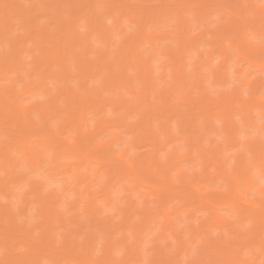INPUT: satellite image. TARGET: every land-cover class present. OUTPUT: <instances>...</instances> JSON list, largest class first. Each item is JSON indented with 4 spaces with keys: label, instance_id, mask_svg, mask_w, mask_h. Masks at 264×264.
Segmentation results:
<instances>
[{
    "label": "bare ground",
    "instance_id": "6f19581e",
    "mask_svg": "<svg viewBox=\"0 0 264 264\" xmlns=\"http://www.w3.org/2000/svg\"><path fill=\"white\" fill-rule=\"evenodd\" d=\"M8 1H10V3H15L16 0L15 2L13 0H6V3H4L5 0H0V14H2V16L0 15V23L4 28H2L3 30L1 29L2 32L0 31V36L3 40H6V43L9 45L8 48H10L7 55L0 56V67L2 69L0 70V79H3L4 76L6 77L10 69L12 70V67H16L20 70L25 68L26 64L22 62L21 54L23 55V52L29 47V43L26 46V41L32 36L31 39L33 40L34 38V40L37 41L38 50L41 51V55H38L41 57L38 60L37 56V64L35 67L40 66L39 68H41V62L42 64L44 61L47 63L51 59V56H56V60L59 62L57 65L60 64V68H57L60 71L56 73L58 78L59 75L62 74V79H64L67 84L70 83L69 81L72 77L71 73L67 71L69 70L67 68L71 59H75V61L80 64L79 68L84 70V72H82L83 79L80 78L83 81L81 82L82 84L87 85V82L90 79H86V77L88 78L92 76L93 78V75H96L99 72L100 76L101 74L103 75V77L101 76L103 78L102 83L106 86L101 90L109 88L114 89L115 91V89L120 86L127 87L131 90L130 88L132 87H130V81L133 77L128 73L129 71L127 72V68H132L134 65L133 67L137 68V72L139 73L136 75L144 82H142L144 85L142 84L143 88L140 90V94L142 93L141 102L144 103L142 105L144 107L143 110H138V112H140V120L139 124L135 126L129 124L124 118H115L116 120L110 119L113 117L105 118L104 115L106 114H104L105 112H102V110L111 102L115 103L116 101L113 100L114 98H111L112 100H107L108 97L107 99H104L103 97L99 99L101 91L98 90L100 88L94 90L92 88L93 86L91 87L89 84L86 87L87 95H85L84 98H81L80 104L77 103L79 106L77 105L78 107L75 108V105L69 104L68 106L66 104L65 108L67 109L65 110H67V113L64 114H60L63 113L60 111V107H62V104L64 103L61 99L62 95H60V93L63 94L64 91H60L56 94L51 93L48 107L41 105L38 101H35L33 104L24 105V103H22L23 101H18L21 98L20 94L22 92L18 91L19 89H16L15 85H13L14 83L12 86H9V83L5 84L6 86L3 85V83L0 84V135L2 132H6L8 135L7 138L0 143V182H2L0 185L9 187L11 184H19L20 182H25V180L26 182L27 180L29 182L32 181L29 176H26L28 178L22 176L21 169L19 167L17 168L18 163L13 162L14 159L11 155V149L15 144L20 147V153L27 161V165L29 166L28 169H30L31 172L35 171L37 168L39 169V167H41V169L43 168L42 150L38 147H34L35 145L33 144V146H31L30 142L33 140L37 142L36 145L39 143V145L43 147V150L45 149V152L46 150L47 152H51L50 157L48 158L50 159L52 166L47 170L45 169L48 177L56 178L59 175H65L68 180V188L79 186V197H82L77 201L72 200L71 198H65V200H63L58 193L54 192L52 194H47L39 192L38 183L37 185L34 184V194L36 197L33 196L34 199L32 197V200L39 202L42 205V209H44L43 213L45 221L43 224V235L46 236V240L50 247H46V250L44 248L41 249L37 244V246L30 245V247H32L28 248L25 254H20L18 252L19 254H17V256L15 255L16 257H8L5 255V257L0 259V264H39L40 258L43 256H49V259L55 264H87V262L93 261L94 255L92 254L91 248L98 237L97 232L94 230L89 232L86 231V236L84 232V236L87 237V243L85 242L86 245L84 246L85 248L83 252H79L78 249L80 248L77 247L78 243L76 242V238L83 233L84 228L83 221L80 222V218L83 216L89 217L88 219L91 224L93 221H96L95 224L99 226V229L105 231L106 236L108 235L107 242L105 243L107 264H115L112 253L115 249L114 246H117L115 245L116 242L119 240L113 238L114 231L122 234V232L124 233L127 227H129L133 235L134 243L132 244L127 242L126 236L122 238L124 247H127L129 251L126 259L120 264H128L132 259L138 257L140 253H143L145 249H143L145 242L144 238L150 231L156 229L153 223L157 222H160L162 227L159 230V236L155 239L157 240L156 249L152 251V262L150 261L149 264H173L172 262L174 258L181 253L186 254V250H188L189 245L192 244L199 246L198 252L199 257L201 256L199 258L200 261H221L226 262V264L227 262H251L257 260L260 262L261 259L259 260V258H264V214H262L260 210L259 193L261 187H258L257 182L261 175L264 177V123L261 122L260 124L254 116H256L255 113L258 112L264 117V77L257 76L256 78H250L249 71L255 67L257 68V66L260 65H258L260 62L259 60L261 59L262 61L264 58L261 55V50H259L261 49V45H256L258 47V52L260 53L258 55L257 50L254 51L257 55L256 57H254L252 52L253 55H251L253 57L247 55L249 53L246 54L244 52V54L242 52L243 49H241L242 39L240 40L237 37L238 34L240 36L241 29H238L239 32L237 33H234L235 29L232 30V27L237 22L239 23L241 21L240 19H243L245 15L244 9L241 6V2L243 1L236 0L237 4L235 6L238 7H235V11H233L235 8L233 10L225 8L221 14L219 13L220 15L217 20V22H219L218 28L214 29V26L208 28V25H210L208 21L210 22L212 20V13H207L201 9L203 6L201 8L184 6L185 4L173 6L176 1L180 2L179 0H159L161 5L158 6V4L157 7H152L151 5V2H154L155 0H49L48 4H50V8L52 7L51 12L54 14L53 18H57L59 23H57L58 31L51 35L48 34L49 36L46 35V37L42 36V32L45 30H43L45 24L42 23V25L41 21L34 13L38 5L37 2L32 1V4H29V6H25V3V5H22L20 2L8 6ZM244 1L245 4L246 1L251 4L254 7L253 9L257 10L258 17H260L259 20L254 17L257 20V23L255 22L256 25L250 23L253 26L252 28H254V31H259V33L257 32L258 35H264V13L261 11V3L258 6V3L253 0ZM40 2L41 1L38 3ZM94 3H96V7L101 4L102 9L96 8ZM242 5L244 6V4ZM247 5L245 6L247 7ZM204 6L206 8L208 5ZM189 11L192 12L190 13L192 15L191 17L188 14ZM35 12L37 13L38 11ZM64 12L68 14L66 15ZM226 13H229L230 17L227 26L224 24L225 22L221 23L224 19H227ZM33 14H35L38 19L35 18ZM107 14H110L114 20V33L119 34L120 32L123 35L122 40L119 42V46H117L118 43L116 42V44L115 40H113L114 33L113 31L111 32L113 28L111 29V27H106L107 25H105L104 18ZM167 15L175 17V19L172 18L173 21L175 20L176 22H173L175 23L173 28L175 26L177 29L174 31V29L171 28L174 32L170 31L169 28H167L168 31L166 29L167 33L164 31L165 34H171L173 37L170 36L172 38H170L171 42L169 41V38L167 41L165 40L166 42L164 41L163 43L166 45L164 44V47H161V45H159V40L164 37V33L162 31L163 34H160V38V35H158V32L156 31L159 29L158 23H160ZM171 16L169 17L171 18ZM14 19L19 20L14 21ZM82 19H84L83 22H85L90 33L94 34L90 35L98 38L99 41L101 40L105 44V47L103 46L104 48H95V45H92L93 43H91V40L89 41L87 37L81 36L82 34L79 33L80 29L77 31V24L79 23V20ZM18 21L25 24L23 25L19 22V24H22L24 27L26 26V35H22V33H19L21 35H15V33L14 35H11L13 27L18 26ZM166 21H168V18H165L162 23L164 22L167 27L172 26L171 23ZM124 22L127 25L133 24L132 26H134V30L132 35H129V30H126L127 27H125ZM151 23L153 26L156 25L155 28L158 29L152 30ZM194 24H197V29L198 26H200L198 29L200 32H197L198 34H194L196 31H192V25ZM34 30H37V32L40 31L41 33H37L35 34L37 37H33ZM63 34L64 36H62ZM173 40L174 42L177 41L176 43L179 49L172 44ZM145 41L147 43H145V45H149V50L151 49L146 55L145 53L143 54L140 48ZM227 41H230V44L227 45ZM200 44L203 46L204 44H208L210 45V48H206V50H204L205 53L200 54V52H202H199L200 48H202L200 47ZM76 47L79 48L76 49ZM111 48H113V50H110ZM190 49L199 53V57L197 56L193 58L195 61L192 63L191 68L195 70L196 74L193 79H190L192 75L186 70L187 67L191 66V61L189 62L190 65L187 66L188 57H192ZM230 50L234 53H231ZM94 51H96L98 57L93 62H90L91 58L87 55ZM2 52L4 53V51ZM0 54L2 53L0 52ZM232 54H235V57ZM70 55H73V57L71 56L70 58ZM157 56L158 58H156ZM164 58H168V60L166 59L167 62ZM156 59L165 60H161L165 63L163 64L161 62L160 64H163L162 67L164 70L166 69L165 71L171 73L169 76L171 83H173V86L170 84V87L167 86L162 89L160 88V92L158 91L160 94L157 92L159 95H156V92H154V86L155 88L157 86L154 82V75H152L154 74L153 71H155L153 64ZM215 60H219L217 65L213 64V61ZM262 63L263 65H260L258 68H264V61H262ZM244 64L248 65L247 69L242 68ZM115 65H117V67ZM51 66L49 65L48 67L50 68ZM230 67H233L235 70V76L237 77V81H239L238 83H234L231 88H229L228 85L230 84L229 81H231V76L233 74L230 71ZM36 69L33 68L32 71H30V74L32 75L34 71H37ZM35 74L37 75L38 73L35 72L34 75ZM50 74L52 75L51 72ZM43 80L46 81V79ZM43 80L40 82H38V80H36V82L31 80L28 83L26 81H21L24 84V89L22 90H34V88L38 87L41 83L45 84ZM190 80H193L194 82H191ZM43 84L41 85L43 86ZM67 84L65 83L63 85ZM209 86H217V89L219 88L218 94H215L214 96V94L211 93V90H208ZM71 87L70 84L68 88L66 87V93L69 97L72 96L77 98L79 95L78 91ZM36 89L37 88H35V90ZM95 89H97V87ZM244 89L248 90L247 97L244 96ZM176 94L182 98V104L179 103V100L181 99H179ZM96 96H98V98ZM152 98L154 99L155 102H153L155 104L152 103ZM121 101L122 102L119 103L125 106L129 114L134 112L136 107H138H135V104L124 102V100ZM159 101H162V103L158 104ZM14 103L18 106L19 104H22V113L20 112V114H18L15 112ZM38 110L42 123V125L38 124L41 125L39 127L35 124L38 123L35 120L36 118L32 117L33 112ZM155 112H157L159 116H163L164 119L166 118L165 122H163V120L156 121L157 124L159 123L158 127L153 125V119L154 121L156 119ZM88 113H91L93 116H99L100 113L101 115L99 117L97 116L98 118L94 128H87L90 127L87 125L83 131L81 124L85 123L88 119ZM196 114L202 116V119L200 118L201 120L199 122L202 124L204 132L205 130L214 131L215 117L218 119L222 118L221 120H223L224 127L222 131H224V134L227 137L226 145L228 146L239 143L238 136L240 135L239 132L241 129L238 126L239 124L235 123L237 121L234 117L235 115L243 116V122L247 128L245 134H248L247 138H249V150L247 151L253 155L255 159V163L253 162L254 165L252 166L249 164L251 162H247V153L245 151V149H248L247 147L245 149L242 147V150L237 151V154L234 157L235 162L232 165H230L229 159L231 157H228V154L225 153L226 146L224 148L221 145L222 143L217 146L209 145L210 147H207L205 141L206 136L201 130L197 129L198 132L190 131V127L193 125V122L196 121L194 119ZM7 116H13V118H11L17 124V128L14 126L15 129L18 130H15L16 133H13V131L12 133L9 132L11 129L9 125L5 126V118L9 119ZM176 116H179V118L177 117L178 121H176L178 122V126L187 132L184 135H179L174 132L176 122L173 124V119ZM55 118L56 121H53ZM3 121L4 125L1 124ZM54 123L57 125V131L54 130ZM141 123L144 124V127L141 126ZM194 123L196 124V122ZM257 123H259L260 138L258 135L256 136V134H254L253 130H251L256 128ZM1 125L5 128L1 127ZM34 127H37V131L38 128L39 131H44L41 132V135L43 136H41L42 138H35V134L33 133ZM193 127H195V125H193ZM202 128L200 127V129ZM110 129H112V136L107 142L103 141L104 143L101 144L100 141L102 139L100 136L98 137L100 140H95L98 135L102 134V132ZM251 131L253 132L252 134ZM69 132L71 133V136L68 135ZM124 132H130L133 147L135 149L131 152L130 146L122 145V149L119 151L120 155H117L116 153L118 150L114 145L123 144L125 138ZM261 133H263V136H261ZM54 134L56 137L62 136L65 138L68 145L59 143L56 139H53L55 136ZM261 137L263 138L262 140ZM16 139L18 141H16ZM181 144L186 145L188 150L187 152L180 154L178 149ZM168 145L171 146L170 150L166 149L169 147ZM96 147H98V149ZM140 147H148L151 151L150 153L142 155L139 151ZM239 147H241L240 144ZM63 158H69L70 160L62 161ZM196 158L201 160L202 169L200 170L195 167ZM163 159H165V161H163ZM111 160L122 161L124 167L122 166L121 168H118L117 166L110 165L107 161ZM92 163H95L96 166H92ZM256 168L258 169L259 174H261L259 177L254 171ZM153 169L158 171L160 176L162 174L163 179L160 182H175V180H173V171H175L180 184L179 186L182 185L186 189H183L184 191L177 189L178 191L176 190L173 193V191H168L166 188L163 189V185L162 187L150 185L148 182L152 181L144 179L142 176H148ZM100 172L104 174V179H101ZM128 180L135 182L134 185H125L124 182H127ZM97 182L101 184L100 193H95L90 189V187ZM112 182H116L115 185L122 183L123 188L126 190V194L122 197L119 207H117L116 204V189ZM217 182H226L229 185V188H214ZM166 185H168V189H171L169 184ZM255 185H257L256 190H254ZM144 186L148 187L149 191H144L142 189ZM40 187L41 186H39V188ZM191 188L194 189V192L190 191ZM151 193L154 195L153 201L155 200V205L151 206L147 202L145 205L139 207L138 195H144L147 198ZM252 194H255V200L252 199ZM174 196L177 198L181 197L182 200L179 199L181 204L179 203L180 205L178 208L176 207L177 209H174V212H172L168 209L167 203L172 202ZM66 199L70 201L69 203H71V207L73 208H78V205H82L83 207H81L82 213L80 210L74 211L72 218L68 220V223L66 222L67 224H70L71 227L68 228V230L66 229V234H63V243L60 248L55 245V231L58 226L66 224L63 214L64 209L68 208L64 205ZM29 201H31V198L24 199L22 206L23 211L19 213L15 211V207L12 204L11 206L13 207H11L10 204H8L6 208L0 207V221L4 220L6 224L8 223L9 226L11 225L10 228L8 226L7 230L0 229V243L2 242L4 246L7 244V239H5L6 236L8 240L13 239L12 241H14L15 237L13 234L11 235L12 232L10 233L11 228L13 229L14 226L16 231H21L20 233L22 235H26L33 240V233L30 231H24V223L23 225H19L20 223L18 224L16 220L17 215H27L24 210L27 208ZM100 202L109 210H114L116 216H119L121 221L116 222L110 215L104 214L99 206ZM223 209L234 211L237 220L241 225L248 222L251 227H244L245 231H241V229L233 223V220L228 219L227 216L222 214L221 211ZM200 212L207 213L208 218L202 220L198 215ZM183 216L186 223L188 222L185 227L180 226L177 222ZM196 217L197 219H195ZM193 219H195V221H193ZM196 220L198 221L196 222ZM25 223H27V220ZM215 227L223 228L228 235L227 238L221 237L215 239L211 233L212 229ZM8 232L13 238L8 235ZM186 232H189L187 239H185L184 236ZM28 238L26 241H28ZM170 238L175 241V250L171 254H169V249L172 246L169 242ZM4 239L5 242H3ZM11 240L9 241L8 246L10 243L12 245L15 243H12ZM162 242L166 243L164 246L168 248V250L164 249ZM34 243L32 242L30 244ZM131 245H133V248H131ZM42 250H46L48 256L46 251L43 252ZM12 255H14V253ZM111 256L112 258H109ZM102 259L103 258H99L96 262L102 264ZM259 262H257V264Z\"/></svg>",
    "mask_w": 264,
    "mask_h": 264
},
{
    "label": "rangeland",
    "instance_id": "374dc122",
    "mask_svg": "<svg viewBox=\"0 0 264 264\" xmlns=\"http://www.w3.org/2000/svg\"><path fill=\"white\" fill-rule=\"evenodd\" d=\"M14 2H15V0H13ZM12 1V2H13ZM32 1L33 2H37V8H36V10L35 11H38L37 13L34 11V13L37 15V17L39 18V20L41 21V24L43 23V24H45L43 27V32H45V33H43L42 32V36H45L46 37V35H51L52 33H54V32H56V31H58V24L57 23H59L58 21V19L57 18H53L54 17V14L51 12L52 11V7L50 8L49 6H50V4H48V1L49 0H16V2H20V4L22 3V5L24 4L25 6H29V4H32ZM39 1H41L40 3H38ZM133 1H135V0H133ZM154 1V0H153ZM180 2H178V1H176L177 2V4H176V2L173 4V6H178V5H180V4H185L184 6H193V7H202L201 9H203L205 12H207V13H212L211 14V18H212V20L209 22L208 21V23L211 25H208L207 27L208 28H212L213 26H214V29L216 28H218V23L219 22H217V20H218V16L223 12V10L226 8H228V9H234L235 7L237 8L238 6H235L237 3H236V0H179ZM193 1V2H192ZM195 1V2H194ZM234 1V2H233ZM243 2H241V6H242V8L244 9V17H243V19H240L241 21L238 23H236L232 28V30H234V33H237V32H239L238 31V29H241V33H240V36H239V34H238V38L241 40V43H242V48L241 49H243L242 50V52L244 53H249V54H247V55H251L252 53L254 54V57H256L257 55L254 53V51H256L257 50V53H258V55L260 54L259 52H258V45L260 46L261 45V40H262V38H264V35L262 34H260V35H258L257 34V32L259 33V31L258 30H256V31H254V28H252L253 26L252 25H256V19H260V17H258V15H257V10H255V9H253L254 7L251 5V4H249L247 1H246V4H245V1L244 0H242ZM254 2H256V3H258V6H259V4L261 3V0H253ZM15 2V3H16ZM29 2V3H28ZM156 2V3H155ZM185 2V3H184ZM190 4H189V3ZM4 3H6V0H5V2ZM15 3H10V1H8L7 2V5L9 6V5H14ZM43 5H42V4ZM46 3H47V5H46ZM152 3V4H151ZM150 4L152 5V7H157V5L158 6H160L161 4L159 3V0H155L154 2H151ZM194 3V4H193ZM204 3V4H203ZM99 4V3H98ZM189 4V5H188ZM242 4H244V6L245 5H247V4H249V5H247V7L245 6H243ZM40 5V6H39ZM94 5H95V7H96V3H94ZM201 5V6H200ZM204 5H208V6H206V8H205V6ZM225 6V7H224ZM240 6V7H241ZM260 6H261V4H260ZM211 8V10H210V8ZM224 7V8H223ZM96 8H100V9H102V5L101 4H99V6H97ZM236 8L233 10V11H235L236 10ZM42 9V10H41ZM206 9H207V11H206ZM246 9V10H245ZM7 10V9H6ZM190 10H191V8H190ZM255 10V11H254ZM209 11V12H208ZM211 11H213V12H211ZM246 12V13H245ZM65 13V12H64ZM190 13H192L191 11H189V15H190V17L192 16ZM206 13V14H207ZM220 13V14H219ZM248 13V14H247ZM256 13V14H255ZM35 14H33V16L35 17V18H37L36 16H35ZM52 14V15H51ZM66 14V13H65ZM68 14V13H67ZM66 14V15H67ZM1 16H2V14H0ZM50 17H49V16ZM107 15H110V14H107ZM106 15V17L104 18V22L106 23L105 25H107L106 27H111V32L113 31V33H114V27L113 26H115V25H113L114 24V20H113V18H112V16L110 15V16H107ZM248 15V16H247ZM169 16H171V15H167V16H165L163 19H162V21H164V19L165 18H168V21H166V22H169V23H171L172 24V26H166V24L163 22L162 23V21L160 22V23H158V28H155L156 27V25H152V23H151V26H152V28H151V26H150V28L152 29V30H154V29H158L156 32H158V35H162L163 33H164V31H165V33H167L166 32V29L167 28H169V30L170 31H173V30H171V28L172 29H174V31H175V29H177L175 26H174V28H173V25H175V20L173 21V19H175V17H172L171 16V18L169 17ZM226 17H227V19H224L221 23H224L225 21H227V23H224L226 26H227V24H228V22H229V13H226ZM256 19H255V18ZM37 18V19H38ZM170 18V19H169ZM173 18V19H172ZM210 18V19H211ZM247 20H246V19ZM254 19V20H253ZM16 19H14V21H15ZM17 20H19V19H17ZM16 20V21H17ZM57 20V21H56ZM83 20L84 19H82V20H79V23L77 24V27L76 28H78L77 29V31L79 30V33L80 34H82L81 36H84V37H87V39H89V41L91 40V43H93L92 45L94 46L95 45V48H104L105 46V44L100 40H98V38H96V37H94V36H92V35H94L93 33H90V30L88 29V27L86 26V24H85V22H83ZM170 20V21H169ZM81 21V22H80ZM19 22L20 21H18V26H16L15 24V26L16 27H13V29H12V31H11V35H14V33H15V35L17 34H19V33H22V35H26V33L27 32H25L26 31V26L24 27L23 25H25L24 23H22V22H20V23H22V24H19ZM47 22V23H46ZM173 22H175V23H173ZM256 22V23H255ZM259 22V21H258ZM16 23V22H15ZM49 23V24H48ZM125 23V22H124ZM126 23H127V21H126ZM124 24L125 25V27H127V29L126 30H134V26H132V25H127V24ZM194 23V22H193ZM192 23V24H193ZM245 23V24H244ZM246 23H247V26H246ZM252 25H251V24ZM1 24V23H0ZM42 24V25H43ZM82 24V25H81ZM157 24V23H156ZM161 24V25H160ZM160 25V26H159ZM197 25V24H196ZM195 24L194 25H192L193 26V32L194 31H196V32H194V34H196L197 32L199 33L200 32V30H198L199 28H200V26H198V29H197V26H196ZM207 25V24H206ZM240 25H242V26H240ZM251 25V26H250ZM3 25L1 24V26H0V31H1V29L3 28L2 27ZM47 26V27H46ZM166 26V27H165ZM191 26V27H192ZM219 26H220V24H219ZM162 27V28H161ZM237 27H239V28H237ZM249 29V30H247V29ZM253 30H252V29ZM4 29V28H3ZM2 29V30H3ZM49 29V30H48ZM110 29V28H109ZM164 29V30H163ZM198 31H197V30ZM231 29V28H230ZM229 29V30H230ZM251 29V30H250ZM24 30V31H23ZM237 30V31H236ZM162 31H163V33H162ZM167 31H168V29H167ZM173 31V32H174ZM192 31H191V33H192ZM236 31V32H235ZM243 31V32H242ZM249 31V32H248ZM254 31V32H253ZM2 32V31H1ZM0 32V33H1ZM18 32V33H17ZM47 32V33H46ZM49 32V33H48ZM116 32V31H115ZM119 32V31H118ZM252 32V33H251ZM255 32H256V34H255ZM13 33V34H12ZM25 33V34H24ZM34 35H33V37H37V36H35V34H37V33H41L40 31L39 32H37V30H34ZM90 35V34H92V35H88V34ZM112 33V34H113ZM164 33V40H163V38H161V35H160V43H159V45H161V47H164V44L165 43H163L165 40L167 41L168 40V38H169V41L172 39L171 37H173V35L171 36V34L170 35H168V34H165ZM172 33V32H171ZM197 33V34H198ZM209 33V32H208ZM233 33V34H234ZM251 33V34H250ZM210 34V33H209ZM249 34V35H248ZM254 34V35H253ZM19 35H21V34H19ZM48 35V36H49ZM88 35V36H87ZM256 35V36H255ZM47 36V37H48ZM62 36H64V34L62 35ZM122 33H120L119 32V34H113V40H115V43L117 42L118 44H119V42L122 40ZM168 36V37H167ZM171 36V37H170ZM208 36V35H207ZM210 36H211V34H210ZM209 36V37H210ZM249 36V37H248ZM260 36V37H259ZM32 37V36H31ZM31 37L29 38V40L28 41H26V46L28 45V43H29V47L28 48H26V51H24L23 52V55L21 54V56H22V58H21V60H22V62H24V64H26V66H25V68L23 69V70H20V69H18V68H14V67H12V70L10 69V71L8 72V74L6 75V77L4 76V80L3 79H0V84L1 83H3V85H5V84H8L9 83V86H12V84L13 85H15V87H16V89L18 90V91H20V92H22L21 94H20V99L18 100L19 102L21 101H23L22 103H24V105L26 104H33L35 101L37 102H39V103H41V105H43V106H47L48 107V105H49V97H50V94L52 93H54V94H56V93H58V92H60V91H64L63 92V94L62 93H60V95H62L61 96V99L64 101V103L62 104V107H60L61 108V112H63V113H60V114H64V113H67V110H65V109H67V108H65V106H66V104L69 106V104H71V105H75V108L76 107H78L79 105L78 104H80V100H81V98H84L85 97V95H87V85L89 84L94 90H98L99 88V90L98 91H101V94L99 95V99L100 98H104V99H107V97H108V99L107 100H110L111 98L114 100V101H116L115 103L114 102H111L110 104H108L107 106H105V109H103L102 110V112H105L104 114H106V115H104L105 116V118L107 117V118H110V117H113V118H110V119H117V118H124L125 120H127V122H129V124H132V125H137V124H139V120H140V112H138V110L140 111L141 109L143 110V107L144 106H142L144 103L143 102H141L142 101V93L140 94V90L143 88V80L141 81V79H140V77L139 76H137L139 73L137 72L138 70H137V68H135V67H133L132 66V68H130V67H128L127 68V72L128 73H130L131 74V77H133L132 78V80L130 81V87H132V88H130L131 90H129V88H127V87H117V89H115V91H114V89H109V88H106L105 90H101L102 88L104 89L106 86L105 85H103V75L101 74V76H100V73L98 72L96 75H93L94 77L92 78V76H90V77H86V79H90L88 82H87V85L86 84H82L81 82H83L81 79H83L82 78V72H84V70H81L82 68H79V62H76L75 61V59H71V61H70V63H69V65H68V68L67 69H69V70H67V71H69L70 73H71V75H72V79L70 78V76H69V78H70V83H68L67 84V82H65V80L64 79H62V77H63V75L61 74V75H59V78H58V75H57V73L56 72H59L60 70H58L60 67V64L59 65H57V63H59L58 62V60H56L57 58H56V56H54V57H50L51 59L47 62V63H45L46 61H44L43 62V64H42V62H41V68H39L40 66H36L35 67V65L37 64L36 62H37V56L40 54L41 55V51L40 50H38L39 48H38V43H37V41H35L34 40V38H33V40L31 39ZM112 37V36H111ZM92 38V39H91ZM166 38V39H165ZM171 38V39H170ZM31 39V40H30ZM36 39V38H35ZM112 39V38H111ZM175 39V38H174ZM251 39V40H250ZM0 40H1V42H0V52L2 53V54H0V56H4V55H7L9 52V50H10V48H8L9 47V45H8V43H6V40H3L2 38H1V36H0ZM5 41V42H4ZM34 41V42H33ZM165 41V42H166ZM176 41V40H175ZM171 42V41H170ZM177 42V41H176ZM176 42H174V40H173V42H172V44L176 47L177 46V43ZM116 43V44H117ZM145 43H146V41L144 42V44L143 45H141L140 46V48H141V50H142V52H143V54L145 53V55H146V53L148 54L149 53V51L151 50H149V45H145ZM147 44V43H146ZM226 44L228 45V44H230V41H227L226 42ZM31 45V46H30ZM166 45V44H165ZM179 45V44H178ZM201 45V44H200ZM257 45V46H256ZM34 46V47H33ZM104 46V47H103ZM174 47V48H175ZM200 47H202V48H200V50H199V52L200 51H202V52H200V54H203V53H205V51L204 50H206V48H210V45H205L204 44V46L203 45H201ZM257 47V48H256ZM31 50H30V49ZM77 48H79V47H76V49ZM176 48H178V46L176 47ZM229 48V47H228ZM260 48V47H259ZM179 49V48H178ZM194 49V48H193ZM110 50H113V48H111ZM109 50V51H110ZM140 50V51H141ZM191 51V53H192V57L191 56H189L188 57V65L187 66H189L190 64H191V66L190 67H187V72H189L190 73V75H192L191 77H190V79H193V77L196 75L195 74V70L194 69H192L191 67H192V63L195 61V60H193V58L194 57H199V53H197V52H195L194 50L192 51V49H190ZM259 50H261V49H259ZM2 51H4V53L2 52ZM26 52V53H25ZM230 52L231 53H234V52H232L231 50H230ZM252 52V53H251ZM261 52V51H260ZM244 53V54H245ZM252 54V55H253ZM193 55H195V56H193ZM231 55V54H230ZM234 57H235V54H232ZM251 55V56H252ZM71 56L73 57V55H70V58H71ZM87 56H89L91 59H90V62H93L98 56H97V53H96V51H94V52H91V53H89ZM159 56H161V55H159ZM41 56H38V60H39V58H40ZM217 57V56H216ZM249 57V56H248ZM253 57V56H252ZM260 57V56H259ZM54 58V59H53ZM156 58H158V56L156 57ZM160 58V57H159ZM161 58H163L162 56H161ZM264 58V57H263ZM53 59V60H52ZM165 59V58H164ZM163 59V60H164ZM167 60H168V58H166ZM165 59V60H166ZM254 59V58H253ZM160 59H156V60H154V64H153V68L155 69V71H153L154 72V74H152V75H154V82H155V85L157 86L156 88H155V86H154V89L156 90H154V92H156V95H159L160 93V91L159 90H161L162 88H164V87H170L171 85L170 84H172V86H173V83H171V80H170V76H169V74L171 75V73L169 72V71H165L164 70V68L162 67L163 66V64L165 63V62H162L161 60L159 61ZM164 60V61H165ZM167 60H166V62H167ZM55 61V62H54ZM191 61V63L189 64V62ZM260 62L258 63V65L260 64V65H263V63H262V61H264V59L261 61V59L259 60ZM163 63V64H160V63ZM214 63L213 64H215V65H217V63L219 62V60L217 61V60H215V61H213ZM40 64V63H39ZM78 64V65H77ZM51 66L50 68L48 67V66ZM56 67H55V66ZM260 65L259 66H257V68L255 67V68H253V69H250V71H249V77L250 78H256L257 76H262V77H264V68L262 67V69H260V68H258V67H260ZM34 66V67H33ZM45 66V67H44ZM116 67H117V65H115ZM59 67V68H58ZM115 67V68H116ZM33 68H37L36 70L37 71H34V73L35 72H37L38 74L36 75H34V73L31 75L30 74V71H32V69ZM46 68V69H45ZM52 68V69H51ZM58 68V69H57ZM130 68V69H129ZM242 68L243 69H247L248 68V65L247 64H244L243 66H242ZM57 69V70H56ZM80 69V70H79ZM230 71L233 73L232 74V76H231V81H229L230 82V84H228L229 85V88H231L233 85H234V83H238L239 81H237V77L235 76V73H234V69H233V67H230ZM0 70H2L1 69V67H0ZM17 70V71H16ZM26 70V71H25ZM43 70H44V72H43ZM50 70V71H49ZM71 70V71H70ZM171 70V69H170ZM19 71V72H18ZM66 71V70H65ZM77 71H79V72H81V73H79V72H77ZM12 74H11V73ZM21 72H22V74H21ZM50 72L52 73V75L50 74ZM68 72V73H69ZM1 73V72H0ZM19 75H18V74ZM47 73H49V74H47ZM62 73V72H61ZM11 74V75H10ZM56 74V75H55ZM64 74V73H63ZM77 74V75H76ZM99 74V75H98ZM137 74V75H136ZM230 75H231V73H230ZM47 76V77H46ZM76 76V77H75ZM79 76V77H78ZM81 76V77H80ZM207 76V75H206ZM54 77V78H53ZM139 77V78H138ZM29 78H31V79H29ZM34 78V79H33ZM81 78V79H80ZM95 78V79H94ZM230 78V77H229ZM22 79V80H21ZM24 79V80H23ZM43 80V79H46V81L45 80H43L44 81V83L45 84H43V83H41V84H43V86H45V87H43L41 84L38 86V87H35V88H37L36 90H35V88H34V90H31V91H24V90H22V89H24V84H23V82L24 81H26L27 83L29 82V81H34V82H36V80H38V82H40L41 80ZM77 79V80H76ZM80 81H79V80ZM2 80V81H1ZM40 80V81H39ZM64 80V81H63ZM230 80V79H229ZM16 81V82H15ZM21 81H23V82H21ZM61 81V82H60ZM62 81H63V83H62ZM87 81V80H86ZM94 81V82H93ZM191 81V80H190ZM189 81V82H190ZM193 81V80H192ZM191 81V82H192ZM89 82H91V83H89ZM93 82V83H92ZM143 82V83H142ZM190 82V83H191ZM194 82V81H193ZM17 83V84H16ZM62 83V84H61ZM67 84V85H63V84ZM69 84H70V87L71 88H74V90H77L78 91V97L77 98H74V97H72V96H70L69 97V95L66 93L67 92V88L69 87ZM72 84V85H71ZM81 84V85H80ZM143 84V85H142ZM193 84V83H192ZM17 85V86H16ZM63 85V86H62ZM86 85V86H85ZM101 85V86H100ZM170 85V86H169ZM191 85V84H190ZM6 86V85H5ZM8 86V85H7ZM65 86V87H64ZM75 86H77V87H75ZM97 87V89H95L96 87ZM104 86V87H103ZM175 86V85H174ZM47 87V88H46ZM67 87V88H66ZM177 87V86H176ZM175 87V88H176ZM46 88V89H45ZM51 88V89H50ZM60 88V89H59ZM77 88V89H76ZM82 88V89H81ZM123 88H124V91H123ZM161 88V89H160ZM43 89V90H42ZM84 89V90H83ZM107 89H108V91H107ZM126 89H128V90H126ZM46 90V91H45ZM49 90V91H48ZM57 90V91H56ZM120 90V91H119ZM208 90H211V93L212 94H214V96H215V94H218V92H219V88L217 89V86L215 87V86H209V88H208ZM105 91V92H104ZM159 91V92H158ZM244 91H245V89H244ZM24 92V93H23ZM83 92H85V93H83ZM102 92H103V94H102ZM107 92V93H106ZM159 94H158V93ZM7 93V92H6ZM177 93V92H176ZM65 94H66V96H65ZM107 94V95H106ZM108 94H109V96H108ZM118 94V95H117ZM64 95V96H63ZM68 95V96H67ZM117 96H118V98H117ZM176 96H177V94H176ZM97 98H98V96H96ZM106 97V98H105ZM177 97H179V96H177ZM70 99V100H69ZM111 99V100H112ZM140 99V100H139ZM178 99V98H177ZM179 99H181V100H179ZM179 103H181V101H182V98H180L179 97ZM121 100H124V102H128V103H131V104H135V107L136 106H138V107H136V109H135V111L134 112H132V113H128L127 112V110H126V108H125V106L122 104L121 105V103H119V102H122ZM69 101V102H68ZM152 103L153 104H155L154 102V99L152 98ZM154 101V102H153ZM138 102V103H137ZM140 102V103H139ZM17 103V102H16ZM16 103H14L15 105H14V108H15V112L16 113H18V114H20V112L21 111H23V110H21V108H22V104L20 105L19 104V106L16 104ZM38 103V104H39ZM48 103V104H47ZM78 103V104H77ZM162 103V101H159L158 102V104H161ZM182 104V103H181ZM181 104H179V105H181ZM17 105V106H16ZM78 105V106H77ZM21 106V107H20ZM67 106V107H68ZM181 107V106H180ZM23 109V108H22ZM121 109V110H120ZM255 112H257V111H255ZM22 113V112H21ZM35 113V114H34ZM137 113V114H136ZM156 113V116H155V121H154V119H153V125H155V126H157L158 127V125H159V123L157 124V122L158 121H160V120H163V122H165V119H164V117L163 116H159V114L157 113V112H155ZM139 114V115H138ZM22 115V114H21ZM33 116L32 117H35L36 119V121L38 122V123H35L36 125H38V124H41L42 125V123H41V116H39V110L38 111H34L33 112V114H32ZM101 115V113L99 114V116ZM200 114H196L195 116H194V119L196 120V121H194V122H196V124L193 122V125H195V127H193V125L190 127V131H195V132H198V130H201L204 134H205V141H206V143H207V147H210L211 145H213V146H217L218 144H221L224 148H225V146H226V149H225V153H227L228 154V157H231V158H229L230 159V165H232L234 162H235V159H234V157L236 156V154H237V151L238 150H242L241 148L242 147H244L243 149H245L246 147L248 148V146H249V143H248V140H249V138H247L248 137V134H245L247 131V128L245 127V125H244V122H243V116H241V115H235V120L237 121V122H235V123H238L239 125V128L241 129V131L239 132V136H238V138H239V143H236V144H231V145H226L227 144V137L225 136V134H224V131H222L223 130V120H221L222 118H220V119H218V118H216L215 117V119H216V121H215V119H214V131H210V130H205V132H204V129L202 128V124H200V120L202 119V116L200 115ZM255 115L256 116H254L256 119H257V121L261 124V122L262 121H264V117H262L258 112L257 113H255ZM98 116V115H97ZM96 115H91V113L89 114H87V120H86V122L85 123H83V124H81V126H82V128H83V131H84V129L87 127V125H89L90 127H87V128H94V125L96 124V120H97V118L99 117H97ZM159 116V117H158ZM8 117V116H7ZM12 118H13V116H11ZM11 117H8L9 119H7V118H5L6 119V123H5V126H10V130H9V132H11L12 133V131H13V133H16L15 132V130L16 131H18L17 129H15V127H16V123L14 122V120L11 118ZM179 118V116H176V117H174V119H173V124H175V122L176 121H178V118ZM96 118V119H95ZM201 118V119H200ZM4 119V120H5ZM34 119V118H33ZM115 119V120H116ZM138 119V120H137ZM176 119V120H175ZM158 120V121H157ZM13 121V122H12ZM53 121H56V118L53 120ZM157 121V122H156ZM178 122H176V124H175V128H174V132H176V133H178L179 135H184L185 133H187V132H185V130L183 129V128H181V127H179L178 126V124H177ZM259 123H257V126H256V128H254V129H251V130H253L254 131V134H256V136L258 135V137H259V135H260V128L258 127V125H259ZM1 124H3L4 125V121H3V123H1ZM7 124V125H6ZM14 124V125H13ZM142 124V125H141ZM140 125L141 126H143L144 124L143 123H141ZM41 125H38V127L39 126H41ZM55 125V126H54ZM201 125V126H200ZM243 125H244V128H243ZM15 126V127H14ZM57 125L54 123L53 124V127H54V130L55 131H57L56 129H57V127H56ZM178 126V127H177ZM197 126V127H196ZM216 126V127H215ZM1 127H4V126H2L1 125ZM144 127V126H143ZM200 127L202 128V129H200ZM5 128V127H4ZM17 128V127H16ZM36 128L37 127H34V131H33V133L35 134L34 136H35V138H42L43 136L41 135V132H44V131H39V128H38V131L36 130ZM194 128V129H193ZM3 129V128H2ZM144 129V128H143ZM196 129V130H195ZM198 129V130H197ZM239 129V130H240ZM7 130V129H6ZM5 130V131H6ZM35 130H36V132H35ZM112 129H110V130H106V131H104V132H102V134H100V135H98L97 136V138L95 139L96 141L99 139L100 140V138L102 139L101 141H100V143L102 144V143H104L103 141H105V142H107V140H109V138L112 136V131H111ZM218 130V131H217ZM3 131V130H2ZM31 131V132H32ZM178 131V132H177ZM184 131V132H183ZM200 131V132H201ZM208 132V133H207ZM210 132V133H209ZM216 132V133H215ZM8 133V132H7ZM129 133V134H128ZM212 133V134H211ZM253 132L251 131V134H252ZM5 134H6V132H2L1 133V135H0V143H2L6 138H7V134H6V136H5ZM124 134H125V138H124V142H123V144H115L114 145V147L118 150V151H121V149H122V145H128V146H130V148H131V152L135 149L134 147H133V143H132V138H131V136H130V132H124ZM207 134V135H206ZM55 135V134H54ZM68 135L69 136H71V133L69 132L68 133ZM245 135H247V136H245ZM33 136V137H34ZM36 136H38V137H36ZM42 136V137H41ZM100 136V138H98ZM261 136H263V133H261ZM247 138V139H246ZM260 138V137H259ZM53 139H56V141H58L59 143H63V144H65V145H68V142H66V140H65V138H63L62 136H57L56 137V135L54 136V138ZM263 138L261 137V140H262ZM15 141V140H14ZM16 141H18L17 139H16ZM15 141V142H16ZM211 141V142H210ZM218 141V142H217ZM241 141V142H240ZM210 142V143H209ZM35 143V144H34ZM96 143H98V142H96ZM99 143V144H100ZM209 143V144H208ZM228 143H229V141H228ZM243 143V144H242ZM247 143H248V145H247ZM13 144H14V142H13ZM30 144H31V146H33V145H35L34 147H38L39 149H41L42 151V158H43V163L42 164H44V166H43V168L41 169V167H39V169L37 168V169H35V171H30V169H28V165H27V161L25 160V158H24V156L20 153L21 152V150H20V147L18 146V145H14L13 147H12V149H11V155L13 156V159H14V161L13 162H16V163H18V166H17V168L19 167L20 169H21V173H22V176H24V177H26V176H29L31 179L30 180H32L31 182H29L28 180H27V182H26V178H28V177H26L24 180H25V182H20L19 184H11V186H7V187H4V186H2V185H0L1 187H0V207L2 208H6L7 206H8V204H10V206H11V204L12 205H14V209H15V211L17 212V213H19V212H22L23 211V203H24V199L25 198H31V201H29V203L27 204V208L24 210L26 213H27V215L25 216V215H17V223L19 224V225H23V223H24V227L25 228H23V230L24 231H30V232H32L33 234H32V236H33V240H34V238H35V243H34V241L33 240H31L30 238H28V236H24V235H22L20 232L21 231H19L18 229V231H16V229H14V227H13V229L11 228V231H10V233H11V235L13 234V236L15 237L14 238V241H12L11 239H9L8 240V238H7V236H6V238L5 239H7L6 240V242H7V244H6V246H4L3 244H2V242L0 243V245H3V246H0V259L1 258H3V257H5V255H7L8 257H12V256H14V257H16L17 256V254H25V252H27V250H28V248H31L30 247V245H38V247H41V249H46V247H50V245H49V243L47 242V240H46V236L45 235H43V232H44V230H43V224H44V209H42V205L39 203V202H36L35 200H32V197L33 196H35V194H34V191H35V188L33 187L34 186V184L35 185H37V183H38V191L39 192H41V193H47V194H52V193H58L60 196H61V198L63 199V200H65V198H71L72 200H78V199H81L82 197L80 196L79 197V191H80V188H78L79 186H74V187H70V188H68V186H67V177L65 176V175H59L58 177H56V178H50V177H48V174L45 172V169L47 170V169H49V168H51V166H52V163L50 162V159L48 158V157H50V151H48L47 152V150H46V152H45V149L43 150V147L41 146V145H39V143H38V145H36L37 144V142L36 141H33V140H31V142H30ZM33 144V145H32ZM225 144V145H224ZM239 144H240V146L241 147H239ZM210 145V146H209ZM238 145V146H237ZM245 145V146H244ZM18 148H17V147ZM40 146H41V148H40ZM169 146V145H168ZM230 146H233V147H230ZM15 147V148H14ZM97 149H98V147H96ZM95 148V149H96ZM167 150H170L171 149V146H169L168 148H166ZM229 149V150H228ZM237 149V150H236ZM179 153L181 154V153H185V152H187V146L186 145H182L181 144V146H179ZM247 150H249V148L248 149H245V151H246V153H247V162L249 161V162H251V163H249L250 165H254V163H255V159H254V157H253V155L249 152V151H247ZM139 151H140V153L142 154V155H145V154H147V153H150V151H151V149H148V147H140L139 148ZM40 152V151H39ZM236 152V153H235ZM248 152H249V154H248ZM250 154H251V156H250ZM229 155H231V156H229ZM40 157H41V155H40ZM252 157H253V159H252ZM41 158V159H42ZM12 159V160H13ZM197 160H196V163H195V161H194V163H195V167L197 168V169H202V164H201V160L200 159H198V158H196ZM248 159H250V160H248ZM70 159L69 158H63V160L62 161H69ZM162 160V159H161ZM160 160V161H161ZM159 161V162H160ZM163 161H165V159H163ZM163 161H161V162H163ZM110 165H114V166H117L118 168H121L122 166L124 167V165H123V162L122 161H120V160H111V161H107ZM254 162V163H253ZM92 166H96V164L95 163H92L91 164ZM231 167V166H230ZM36 170H37V172H36ZM19 171V170H18ZM17 171V172H18ZM255 172H256V175L259 177L261 174H259V171H258V169L256 168V170H254ZM153 172V173H152ZM20 173V174H21ZM27 174V175H26ZM100 177H101V179H104L105 178V176H104V174L102 173V172H100ZM142 178H144V179H147V180H151L152 182H148V183H150V185H155V186H161L162 187V185H163V189H167L168 191H173V193L177 190V189H180L181 191L184 189H186L184 186H179L180 184H179V182H178V177H177V174H175V171H173V180H175V182H170V181H168V182H160L162 179H163V176H162V174H161V176H160V173H158V171H156V170H152L151 171V173L147 176V175H143L142 176ZM262 179H264V177L261 175L260 177H259V179H258V187H261V181H262ZM35 181H38V182H35ZM1 184H2V182H0ZM113 183V185H115L116 184V182H112ZM134 183L135 182H131V181H127V182H124V184L125 185H127V186H133L134 185ZM162 183V184H161ZM159 184V185H158ZM166 184H169V186H171V189L169 188L168 189V185H166ZM178 184V185H177ZM66 185V186H65ZM166 185V186H165ZM177 185V186H176ZM257 185H255L254 187H255V189L254 190H256L257 189ZM39 186H41L40 188H39ZM65 187H67V188H65ZM223 188V189H228L229 188V185L226 183V182H217L216 183V185H215V187L214 188ZM90 189L92 190V191H94L95 193H100V190H101V184L99 183V182H97V183H95L93 186H91L90 187ZM115 189H116V191H115V197H116V204H117V207H119L120 206V204H121V200H122V197L126 194V190L123 188V184L122 183H118L117 185H115ZM142 189L144 190V191H149L148 189V187H142ZM189 189V188H188ZM183 190V191H184ZM178 191V190H177ZM190 191L191 192H194V189L193 188H191L190 189ZM11 193V194H10ZM9 194V195H8ZM36 197V196H35ZM153 198H154V195L151 193V194H149V197H145L144 195H138V203H139V207H141V206H143V205H145L147 202L149 203V205H151V206H154L155 205V200L153 201ZM33 199H34V197H33ZM148 199V200H147ZM174 200H172V202H169V203H167V205H168V209H170V211H172V212H174V209H177L178 208V206L181 204L180 202L181 201H179V199L180 200H182V198L181 197H175L174 196V198H173ZM67 200L68 199H66V201H64V205H66L68 208H66V209H64V211H63V214H64V220H65V223L67 222L68 223V220L70 219V218H72V215H73V213H74V211H76V210H80V212L82 213V209H81V207H83L82 205H78V208H73V207H71V203H69L70 201L68 200V202H67ZM34 201V202H33ZM11 202V203H10ZM180 203V204H179ZM99 206L101 207V211H103V213L104 214H108V215H110L111 217H112V219L114 220V221H116V222H120L121 221V219H120V217L119 216H116V212L114 211V210H109L107 207H104L103 206V204L100 202L99 203ZM11 207H13V206H11ZM71 207V208H70ZM177 207V208H176ZM107 210V211H106ZM222 214L223 215H225V216H227L228 217V219H231V220H236V221H238L237 220V217H236V214H235V212L234 211H232V210H230V209H228V210H225V209H223L222 211ZM25 213V214H26ZM199 217L202 219V220H206L207 218H208V214L207 213H205V212H200L199 214ZM21 218V219H20ZM89 217H87V216H83V217H81L80 218V222H82L83 224H84V228H83V233L82 234H80L79 236H77V238H76V242L78 243L77 245V247L78 248H80V249H78V251L79 252H83V250H84V246L86 245V243H87V237H85L86 236V231L87 232H89V231H91V230H94L95 232H97V239H96V241H95V243H93V246H92V254L94 255L93 256V260H97V259H99V258H103L102 259V264H107V260H106V249H105V243L107 242L106 240H107V236H106V234H105V231H102V230H100L99 229V226L98 225H96L95 224V222L93 221L92 222V224L90 223V221H89V219H88ZM90 219H92V218H90ZM182 219V220H181ZM179 221H177L179 224H180V226H183V227H185L186 226V224L188 223H186V221L184 220V216L181 218ZM195 219H197V217L195 218ZM195 219H193V221H195ZM26 220H27V223H25L26 222ZM24 221V222H23ZM198 220H196V222H197ZM64 224L63 226H58L57 227V229H56V231H55V242H56V246H58L57 245V241H61V244H59L60 246H58V247H62L61 245H62V241H63V234H66L67 233V230H68V228H70L71 227V225L70 224ZM154 224V226L156 227V229L155 230H152V231H150L146 236H145V238H144V240H145V242H144V247H143V245H142V247H143V249H144V251H143V253H140L139 255H138V257H135L134 259H132L128 264H149V262L151 261V255H152V251L153 250H155L156 249V242H157V240H155V239H157V237L159 236V230H160V228L162 227V224L160 223V222H157V223H153ZM92 227H91V226ZM245 225H249V223L248 222H245V223H243L242 225H241V227L239 226V228L241 229V231H243L245 228ZM8 223L6 224V222L3 220H1L0 221V229H6L7 230V228H8ZM13 226V225H12ZM11 227V225L9 226V228ZM248 228V227H247ZM67 229V230H66ZM85 229V230H84ZM126 229V228H125ZM13 230V231H12ZM8 231H9V229H8ZM245 231V230H244ZM84 232H85V236H84ZM212 236L215 238V239H218V238H221V237H224V238H227V233L223 230V228H218V227H215V228H213L212 229ZM27 234V233H26ZM8 235L10 236V234H9V232H8ZM28 235V234H27ZM5 236V235H4ZM8 236V237H9ZM127 237V242L128 243H130V244H132V243H134V240H133V235H132V233H131V231H130V228L129 227H127V229L125 230V232L123 233L122 232V234L120 233V232H116V231H114V233H113V238H116V239H118L119 241H117L116 242V244L115 245H117V246H114V251H113V259L115 260V264H120L122 261H124L125 259H126V256H127V254H128V251H129V249L127 248V247H124V244H123V241H122V238L123 237ZM185 239H187V237L189 236V232H186L185 233ZM10 237H12V236H10ZM9 237V238H10ZM28 238V241H26L27 240V238ZM13 238V237H12ZM86 238V239H85ZM5 239H4V241L3 242H5ZM77 239H78V241H77ZM11 240V242L12 243H14L13 245L10 243V245L8 246V243H9V241ZM18 243H17V242ZM29 241H31V242H29ZM34 243V244H30V243ZM47 242V243H46ZM86 242V243H85ZM169 242L172 244V246L170 247V249H169V254H171L174 250H175V247H174V244H175V241L173 240V239H169ZM188 242V241H187ZM29 244V245H28ZM12 245V246H11ZM36 245V246H37ZM134 245V244H133ZM133 245H131V248H133ZM164 245H166V243L165 242H162V246L164 247V249H167L168 250V248H166ZM11 246V247H10ZM16 247V248H14V247ZM35 247V246H34ZM198 247L199 246H196V245H194V244H192V245H189V247H188V250H186V254H184V253H181V254H179V256H176L175 258H174V260H173V264H186V262H189V261H192V260H200L199 258L201 257H199V252H198ZM82 248V249H81ZM140 248H141V246H140ZM97 249H100L101 250V255L100 256H96L95 255V251L97 250ZM47 250V249H46ZM45 250V251H46ZM29 251H30V249H29ZM28 251V252H29ZM43 252H45L44 250H42ZM19 252V253H18ZM115 252V253H114ZM14 253V255H12ZM46 253H47V256H48V252L46 251ZM16 255V256H15ZM50 255V254H49ZM95 257V258H94ZM50 257L48 256V257H46V256H43L42 258H40V261H39V264H55V263H53V261L51 260V259H49ZM109 258H112V256L111 257H109ZM248 258V257H247ZM260 259H262L261 257L259 258V260ZM106 260V261H105ZM109 260H111V259H109ZM110 262H112V261H110ZM152 262V261H151ZM256 262V264H257V262H259L258 260L257 261H255ZM260 263V262H259ZM258 263V264H259ZM12 264V263H11ZM97 264H98V262H97ZM108 264H112V263H108Z\"/></svg>",
    "mask_w": 264,
    "mask_h": 264
},
{
    "label": "snow or ice",
    "instance_id": "6c2138e0",
    "mask_svg": "<svg viewBox=\"0 0 264 264\" xmlns=\"http://www.w3.org/2000/svg\"><path fill=\"white\" fill-rule=\"evenodd\" d=\"M261 11H262V13H264V0H261ZM225 23H227V21H225ZM132 32H133V30L130 29L129 35H132ZM117 46H119V44ZM261 55H262V57H264V39L261 40ZM247 95H248V90L245 89L244 96L247 97ZM262 123H264V121H262ZM116 154L120 155V152L117 151ZM252 199L253 200L256 199L255 194H252ZM259 200H260V210H261L262 214H264V179H262V181H261V191L259 193ZM249 202H251V201H249ZM233 223L236 224L238 227L241 226L239 221L234 220ZM245 227L250 228L251 225H245ZM60 243H61V241H57L58 246ZM95 255L100 256L101 250L97 249L95 251ZM87 264H97V262L95 260H93V261L87 262ZM186 264H226V262L211 261V260H209V261L192 260V261L186 262ZM227 264H255V261H251V262H249V261L227 262ZM260 264H264V258H262L260 260Z\"/></svg>",
    "mask_w": 264,
    "mask_h": 264
}]
</instances>
